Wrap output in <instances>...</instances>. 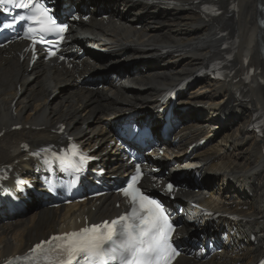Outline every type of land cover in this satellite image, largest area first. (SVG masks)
<instances>
[{"label":"bare ground","instance_id":"1","mask_svg":"<svg viewBox=\"0 0 264 264\" xmlns=\"http://www.w3.org/2000/svg\"><path fill=\"white\" fill-rule=\"evenodd\" d=\"M159 1H163L160 7L148 5L146 0H110L98 3L100 7L90 2V12L102 8L111 15V20L95 18L80 24L86 37L71 36L73 46L82 47L86 42L91 61L83 59L69 68L62 63L26 66L16 48L0 52V165L27 174L33 160L22 144L30 151L55 139L53 129L61 124L63 132L80 145L103 152L104 165L122 168L120 153L108 144L107 121L127 112L139 118L164 105L158 101L169 88L219 58L223 43L235 37L232 72L226 80L197 81L173 111L180 124L174 132L177 146L186 150L188 145L204 141L198 154L176 163L175 169L190 161L203 164L200 187L183 196L241 221L230 224L220 219L216 225L226 233L234 231L227 248L231 254L205 262L179 259L176 264H253L264 251V61L260 59L264 0H220L224 12L214 20L200 13V5L208 0ZM230 3L235 7L229 8ZM137 22L143 25L141 29L134 27ZM225 30L228 33L222 36ZM95 43L100 52L93 49ZM167 47L174 51L165 52ZM129 62L134 66L123 71L122 82L117 84L110 78L111 68ZM251 67L254 76L244 85L241 76ZM94 75L103 81L102 86L87 88L81 83L83 77ZM63 86L67 91L50 101ZM197 103H207L210 109L193 118L187 105ZM257 111L263 120L261 135L250 128ZM158 117L155 114L151 119L157 122ZM15 125L21 129L11 130ZM113 201L114 196L107 195L81 205L56 210L38 207L30 213L27 209L24 214L0 217V259L24 252L50 230L77 228L85 217L98 221L115 215L118 210Z\"/></svg>","mask_w":264,"mask_h":264},{"label":"rangeland","instance_id":"2","mask_svg":"<svg viewBox=\"0 0 264 264\" xmlns=\"http://www.w3.org/2000/svg\"><path fill=\"white\" fill-rule=\"evenodd\" d=\"M64 91H67V87L66 86H63V88L61 89L60 94L59 93H56L55 95L51 96L49 100L50 101H53V100L57 99L61 95V93H63Z\"/></svg>","mask_w":264,"mask_h":264}]
</instances>
